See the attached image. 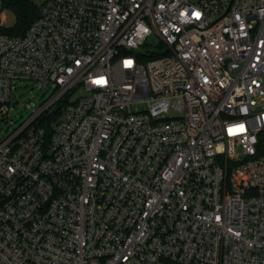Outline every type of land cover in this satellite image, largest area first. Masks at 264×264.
<instances>
[{
	"label": "built area",
	"instance_id": "2783aa9c",
	"mask_svg": "<svg viewBox=\"0 0 264 264\" xmlns=\"http://www.w3.org/2000/svg\"><path fill=\"white\" fill-rule=\"evenodd\" d=\"M30 1L0 122L53 93L0 138V264H264V0Z\"/></svg>",
	"mask_w": 264,
	"mask_h": 264
},
{
	"label": "rangeland",
	"instance_id": "374dc122",
	"mask_svg": "<svg viewBox=\"0 0 264 264\" xmlns=\"http://www.w3.org/2000/svg\"><path fill=\"white\" fill-rule=\"evenodd\" d=\"M0 14H2L8 24H13L16 21V15L9 8L0 4ZM8 26H2L5 28ZM11 27V26H9ZM143 50L155 51L156 48L150 44H146L142 47ZM145 61V60H143ZM16 89L13 92V102L9 114L0 122V138L5 135H9L20 124L25 122L34 111H36L53 93L51 86L43 88L32 81L16 82ZM90 92L81 88L73 94V99H76L83 95H89ZM19 100V104H15V101ZM48 112L45 116H48ZM1 116V114H0Z\"/></svg>",
	"mask_w": 264,
	"mask_h": 264
},
{
	"label": "trees",
	"instance_id": "16d2710c",
	"mask_svg": "<svg viewBox=\"0 0 264 264\" xmlns=\"http://www.w3.org/2000/svg\"><path fill=\"white\" fill-rule=\"evenodd\" d=\"M2 5L9 8L16 15V21L11 27H5L0 30V32L9 33V34H23L34 19L38 16V7L35 3L30 0H2ZM158 56L151 52L147 54L145 59ZM65 103H60L59 107ZM61 113V109L55 112L54 118H57V115ZM45 118L43 122H45ZM260 149H264V135L261 137V143L259 146Z\"/></svg>",
	"mask_w": 264,
	"mask_h": 264
},
{
	"label": "water",
	"instance_id": "95a60500",
	"mask_svg": "<svg viewBox=\"0 0 264 264\" xmlns=\"http://www.w3.org/2000/svg\"><path fill=\"white\" fill-rule=\"evenodd\" d=\"M16 103H18V101H16Z\"/></svg>",
	"mask_w": 264,
	"mask_h": 264
},
{
	"label": "snow or ice",
	"instance_id": "6c2138e0",
	"mask_svg": "<svg viewBox=\"0 0 264 264\" xmlns=\"http://www.w3.org/2000/svg\"><path fill=\"white\" fill-rule=\"evenodd\" d=\"M198 15V14H197Z\"/></svg>",
	"mask_w": 264,
	"mask_h": 264
}]
</instances>
